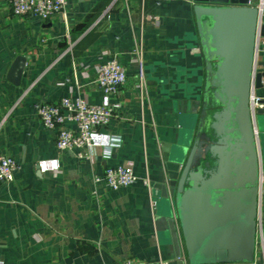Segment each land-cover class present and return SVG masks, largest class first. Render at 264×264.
Returning <instances> with one entry per match:
<instances>
[{
    "label": "crops",
    "instance_id": "1",
    "mask_svg": "<svg viewBox=\"0 0 264 264\" xmlns=\"http://www.w3.org/2000/svg\"><path fill=\"white\" fill-rule=\"evenodd\" d=\"M19 57L14 84L8 76ZM110 58L125 68L126 81L111 96L114 115L97 129L109 143L89 156L58 150L36 104L77 94L101 103L94 69ZM256 61H264L263 37ZM203 77L190 0H67L47 20L16 17L0 0V155L18 163L13 180L0 181V264H187L174 204L186 155L177 146L183 118L199 111ZM251 97L264 99V86ZM253 123L264 165V114ZM128 162L136 176L129 186L93 181L105 167ZM258 219L254 264H264V195Z\"/></svg>",
    "mask_w": 264,
    "mask_h": 264
},
{
    "label": "water",
    "instance_id": "2",
    "mask_svg": "<svg viewBox=\"0 0 264 264\" xmlns=\"http://www.w3.org/2000/svg\"><path fill=\"white\" fill-rule=\"evenodd\" d=\"M248 0H190L203 59L198 113L181 123L184 153L174 195L187 264H254L258 215V144L250 109L252 88L264 86L256 37L264 22ZM264 4V0H262ZM264 19V6L261 10ZM24 59L9 71L17 84ZM194 135L192 137V132Z\"/></svg>",
    "mask_w": 264,
    "mask_h": 264
},
{
    "label": "built area",
    "instance_id": "3",
    "mask_svg": "<svg viewBox=\"0 0 264 264\" xmlns=\"http://www.w3.org/2000/svg\"><path fill=\"white\" fill-rule=\"evenodd\" d=\"M11 13L16 17H32L47 20L55 13H62L67 0H8ZM247 4H255L259 11L257 25L264 22L261 10L262 0H248ZM261 37H256V45ZM256 54V53H255ZM135 61L139 64L135 86L139 97L143 98L146 91L145 75L141 66L140 52L135 51ZM94 82L102 89L104 100L91 103L85 95L63 96L57 102L48 101L36 104V114L42 126L56 131L55 146L60 151H74L78 156H89L95 146H105L109 139L98 133L99 127L106 126L114 115L111 96L117 94L126 81L125 68L116 58H110L95 66ZM257 97H250V109L253 112ZM71 121L74 128L65 127ZM106 138V139H105ZM18 167L17 161L8 155H0V181L11 182ZM136 179L131 163L107 166L100 175H94V182H103L107 187L117 190L129 186ZM147 180H145L146 182ZM264 195V165L259 159L257 181L258 212L261 197ZM260 219L257 215V224ZM120 264H167L164 259L156 262H140L125 260Z\"/></svg>",
    "mask_w": 264,
    "mask_h": 264
}]
</instances>
